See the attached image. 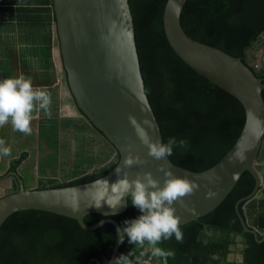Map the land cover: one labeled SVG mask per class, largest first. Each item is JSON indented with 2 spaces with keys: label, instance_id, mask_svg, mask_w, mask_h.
Masks as SVG:
<instances>
[{
  "label": "trees",
  "instance_id": "1",
  "mask_svg": "<svg viewBox=\"0 0 264 264\" xmlns=\"http://www.w3.org/2000/svg\"><path fill=\"white\" fill-rule=\"evenodd\" d=\"M166 2L129 0L146 93L160 124L163 143L169 138L187 142L186 147H174L170 159L191 170H204L223 158L240 136L245 108L235 96L199 74L175 52L164 30ZM5 22L38 27V35L47 40L50 63L55 66L54 0H0V25ZM181 23L194 39L239 56L245 63L248 50L256 49L258 44L264 46V0H187ZM256 74L264 77L263 70ZM80 127L82 131H93L86 124L77 128ZM107 144L111 154L114 153V146ZM24 155L17 163L12 162V168ZM110 157L106 154L101 159L91 158L85 170L77 172L80 176L62 180L46 177L47 181L56 187L98 179L116 163L110 162L94 172L88 170ZM255 184L252 173L243 172L232 191L213 211L180 225L183 242L173 236L159 245L173 251V256L153 257L147 242L138 246L129 243L127 238L120 244L119 256L126 255L131 264H150L140 263L145 258L151 264H264V204L261 206L257 200V206L253 203L250 207L247 202L251 199H245L239 205L249 224L259 230L258 238L244 229L236 209L238 200L251 194ZM260 191L264 195V187ZM139 215L129 196L128 208L111 217L122 227L125 221ZM105 217L90 213L85 221L93 224ZM238 236L243 238L239 252L243 254V261H228L230 246L239 243ZM117 237V228L111 222L88 230L72 217L39 209L20 210L0 227V264H109Z\"/></svg>",
  "mask_w": 264,
  "mask_h": 264
},
{
  "label": "water",
  "instance_id": "2",
  "mask_svg": "<svg viewBox=\"0 0 264 264\" xmlns=\"http://www.w3.org/2000/svg\"><path fill=\"white\" fill-rule=\"evenodd\" d=\"M186 2L167 0L164 30L175 52L188 65L243 104L244 126L230 150L204 170L182 167L170 157L156 160L148 156L147 146L138 138L128 117H135L153 141L163 143V136L146 93L129 0H54L60 53L73 99L87 120L114 146L110 160L116 165L98 179L56 187L50 184L27 187L22 176L13 172L8 178L10 188L0 195V227L17 211L39 209L75 218L88 230L106 222L121 228L111 215L124 212L129 197L125 196L115 209L106 202L99 208L89 205L101 197L105 201L118 198L119 191L112 184L125 174L133 179L137 173L151 171L162 186L165 177L158 168L163 165L174 175L199 184L197 191L173 205L180 225L213 211L232 191L243 172H251L255 187L251 194L238 200L236 209L244 229L259 237V230L249 224L239 205L245 199L256 197L264 186V77L256 74L264 71V54L245 63L239 56L191 37L181 23ZM129 152L138 154L146 163L125 168L123 160ZM108 163H96L90 171ZM116 169H120L119 173ZM209 192L213 193L211 197L206 195ZM74 208L78 211H73ZM90 213L107 217L89 224L85 216ZM237 240L242 248L243 238L238 236ZM118 241L119 236L109 264L119 257L121 243ZM236 248L235 244L230 246L228 261H233L235 256L243 261V254H236Z\"/></svg>",
  "mask_w": 264,
  "mask_h": 264
},
{
  "label": "clouds",
  "instance_id": "3",
  "mask_svg": "<svg viewBox=\"0 0 264 264\" xmlns=\"http://www.w3.org/2000/svg\"><path fill=\"white\" fill-rule=\"evenodd\" d=\"M51 105L50 92L45 88H34L31 78L20 75L0 80V127L11 123L14 131L30 135L34 113L38 116L40 112H43L45 116L51 118ZM128 119L138 138L147 146L148 156L156 160L172 156L174 147L187 146L185 140L177 142L175 138H169L167 143L153 141L135 117L130 115ZM10 155L11 148L6 145L5 140L0 139V156ZM144 163L146 160L131 152L123 160L125 168ZM158 170L164 173L165 179L162 186L160 181L153 177L151 171L137 173L133 179H129L125 174L112 184L119 191L118 198L105 201V198L101 197L94 200L89 206L94 204L99 208L102 206V202H106L110 208L115 209L123 203L125 196H130L131 204L139 209L141 215L138 218L125 221L124 226L117 229L118 242L123 243L125 238L129 243L138 246H144L147 242L151 247L153 257L166 259L173 256L174 252L160 247V243L173 236L178 242H183L180 218L175 214L173 205L197 191L199 184L187 177L174 175L170 168L166 169L163 165L159 166ZM116 171L119 173L120 169H116ZM206 195L211 197L213 193L209 192ZM73 211H78V209L74 208ZM212 258L218 259L217 256ZM114 264H131V261L126 255H121Z\"/></svg>",
  "mask_w": 264,
  "mask_h": 264
},
{
  "label": "rangeland",
  "instance_id": "4",
  "mask_svg": "<svg viewBox=\"0 0 264 264\" xmlns=\"http://www.w3.org/2000/svg\"><path fill=\"white\" fill-rule=\"evenodd\" d=\"M14 28L23 35L21 40L18 41L16 47H10V41L8 38H5L6 44L15 50V55H19V63H22L24 73L26 74L32 70L34 74L32 75V84H35L34 88L47 89L52 99L51 118L46 117L43 122L31 124L32 133L30 135L18 132L19 135L15 136L17 137L16 141L23 138L26 143L24 145L27 147L34 142L40 153L39 156L36 155L23 166L27 187H32L43 173H47L46 175L48 176L62 175V179L74 178L76 175H80L77 172H80L82 169L85 170V166L91 163L89 161L91 158L101 159L106 154L112 156L113 153L111 154L112 151L107 142L103 138L100 139L93 132L94 130L87 129L86 134L84 133L83 136L78 135L77 132H81V127L78 129L77 124L72 126L73 121L68 122V119L64 120L61 118L62 113H65V111H59V102L62 99L65 100L66 97H70L71 92L67 83L68 81L65 78L66 75L60 53L59 39L55 27L53 32L54 67H52L48 56L47 40L39 35L35 39H32L33 34H38V27L28 25L20 27L19 29L17 25H14ZM4 65L8 64L4 62ZM2 69L5 71L4 67ZM18 74L16 73V75ZM42 78L44 80L40 81ZM61 88L66 96L62 93ZM68 103H72V101ZM75 114L76 111L72 108L68 112V117H73L72 120L74 122L76 120L82 124L81 113L78 116ZM42 115H44L43 112ZM14 139L12 138V140ZM24 145H19L18 147L22 148ZM0 187L4 188L5 184L0 183ZM250 202L251 205L253 203L257 204L254 200ZM263 202L261 200V206Z\"/></svg>",
  "mask_w": 264,
  "mask_h": 264
},
{
  "label": "crops",
  "instance_id": "5",
  "mask_svg": "<svg viewBox=\"0 0 264 264\" xmlns=\"http://www.w3.org/2000/svg\"><path fill=\"white\" fill-rule=\"evenodd\" d=\"M5 18H6V16L4 15V19ZM14 25H17L19 29H20V27H24V26H21V25L16 24V23H6V22L2 23L0 25V28H1V30H0V74H2L4 78L18 77L20 75H23L26 78H31V80L33 81L32 75H34V74L32 73V70L25 74L24 70H23L24 68H22V65H21L22 63H19V61H20L19 55L18 54L15 55L14 54L15 50L10 48V47H16L18 41H20L21 37L23 36V35H21V33L17 29L14 28ZM37 36H38L37 33L33 34L32 39H35ZM5 38H8V40L10 41V45H11L10 47L6 44ZM52 55H53V52H52ZM53 61H54V56H53ZM4 62H6L8 65H4ZM3 67L5 68V71L2 69ZM3 72H4V74H3ZM16 73H19V74L16 75ZM43 80H44V78L40 79V81H43ZM33 87H35V84L33 85ZM61 91L65 95L62 88H61ZM70 92H71V90H70ZM70 101H72V103H68ZM72 108L75 109V111H76L75 115L76 116H78L81 113L80 114L81 120L86 119L85 116L82 114V112H80V110L77 109L76 103H75L73 96H72V93H71L70 97H66L65 100L62 99L59 102V108L58 109L60 112L65 111V113H62L61 118H63L64 120L69 119V120L73 121L72 126H74L75 124H77V126H80L81 124L78 123V121L75 120V122H74V120H72L73 117L72 118L68 117V112H70L72 110ZM46 117L47 116L42 115V112H40L38 116L34 113V119L32 120L31 124L40 123L41 121L43 122V120H45ZM77 133H78V135L80 134L81 136L84 135V131L82 132V130H81V132H77ZM16 135H19L18 131L13 130L11 123H8V124L0 127V139L5 140L6 145L11 148V155L10 156H7V157L0 156V174L6 173V171H8L10 169L12 162L17 163L16 160L18 158H21L23 156V154H25L24 155L25 159L20 162L21 163L20 164V171L24 173L23 166L25 164H27L30 160H32L36 155H38V156L40 155L39 150L35 146L34 142H32V144L29 147H27L24 145L26 143L24 142L23 138L22 139L20 138L19 141H16V138H17V137H15ZM12 138H15V139L12 140ZM19 145H24V147L20 148V147H18ZM20 155H21V157H20ZM263 155H264V151H263ZM96 163H99V162H96ZM18 165L19 164H17L16 166H18ZM46 174L47 173H45V174L43 173L42 175H40V177L41 176H43L45 178L46 177H55V178L57 177L58 179H61V180L63 178L62 175L48 176ZM38 182H39V178L37 179V182H35V184H33L32 187L37 186ZM0 195H1V193H0ZM255 199H257V198L255 197V198L251 199V201L253 202V200H255ZM255 202H257V201L255 200ZM254 205L257 206L255 203H254ZM260 205H261V201H260Z\"/></svg>",
  "mask_w": 264,
  "mask_h": 264
},
{
  "label": "flooded vegetation",
  "instance_id": "6",
  "mask_svg": "<svg viewBox=\"0 0 264 264\" xmlns=\"http://www.w3.org/2000/svg\"><path fill=\"white\" fill-rule=\"evenodd\" d=\"M257 47V46H256ZM248 60L250 61L251 60V58L252 59H259V58H261V56L264 54V46L263 45H261V44H258V47L256 48V49H250V50H248ZM66 75V74H65ZM66 79H67V77H65ZM68 83V82H67ZM70 89V88H69ZM77 109H79L78 107H77ZM86 118V117H85ZM79 122V121H78ZM84 124H86L87 126H90V127H92L93 128V130H94V132L99 136V138L100 139H102L103 138V140H105L106 142H108L104 137H103V135L93 126V124L89 121V120H87V118L85 119V120H83L82 119V124L81 125H84ZM87 130V129H86ZM86 130L84 131V133L86 134ZM20 157H21V155H20ZM263 157H264V155H263ZM113 157L111 156L107 161H109V163L111 162V163H113L114 161H111L110 159H112ZM25 159V158H24ZM24 159H22L21 161H23ZM20 164L21 163H19V165L18 166H16L15 168H12V165L13 164H11V166H10V169L8 170V171H6V173H4V174H0V183H2V184H5V187L3 188V187H1V195L3 194V192L5 191V190H7V189H9L10 188V185L8 184V178L9 177H11V176H13L12 175V173L13 172H16V174L17 175H21L22 176V178L24 179V182H25V185L27 186V180H26V178H25V176H24V173L23 172H21L20 171ZM100 169V168H99ZM99 169H94V170H92V171H90V172H94L95 170H99ZM40 180H41V182H40ZM14 181H16V178H14ZM44 181V182H43ZM48 184H50V185H54V183L53 182H51L50 180H48L47 181V179L45 178V177H39V182H38V186H42V187H45L46 185H48ZM11 187H13V188H15V185H12ZM264 187V186H263ZM262 196V197H261ZM264 195H263V193H262V191H260L258 194H257V196H256V198L257 199H255V200H258L259 202L262 200V201H264ZM255 198V197H254ZM262 198V199H261ZM251 200H248V202H247V204L251 207V202H250ZM263 204H264V202H263ZM237 244V248H236V251H235V253L237 254V253H239V252H241V250H242V248H240V246H238V244L239 243H236ZM228 257V256H227ZM233 261H240V258L239 257H236L235 256V258H234V260Z\"/></svg>",
  "mask_w": 264,
  "mask_h": 264
},
{
  "label": "built area",
  "instance_id": "7",
  "mask_svg": "<svg viewBox=\"0 0 264 264\" xmlns=\"http://www.w3.org/2000/svg\"><path fill=\"white\" fill-rule=\"evenodd\" d=\"M114 262L112 264H114ZM140 263H150L151 264V260H148V259L145 258V259L141 260Z\"/></svg>",
  "mask_w": 264,
  "mask_h": 264
}]
</instances>
